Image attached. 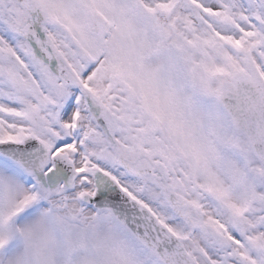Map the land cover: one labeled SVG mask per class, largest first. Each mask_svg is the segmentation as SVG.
<instances>
[{
    "label": "snow or ice",
    "instance_id": "obj_1",
    "mask_svg": "<svg viewBox=\"0 0 264 264\" xmlns=\"http://www.w3.org/2000/svg\"><path fill=\"white\" fill-rule=\"evenodd\" d=\"M0 264H264V0H0Z\"/></svg>",
    "mask_w": 264,
    "mask_h": 264
}]
</instances>
